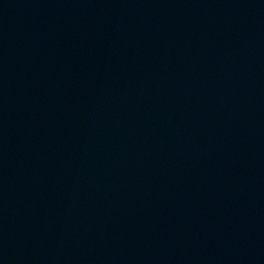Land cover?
Returning a JSON list of instances; mask_svg holds the SVG:
<instances>
[{
    "label": "water",
    "instance_id": "obj_1",
    "mask_svg": "<svg viewBox=\"0 0 264 264\" xmlns=\"http://www.w3.org/2000/svg\"><path fill=\"white\" fill-rule=\"evenodd\" d=\"M0 264H264V0H0Z\"/></svg>",
    "mask_w": 264,
    "mask_h": 264
}]
</instances>
